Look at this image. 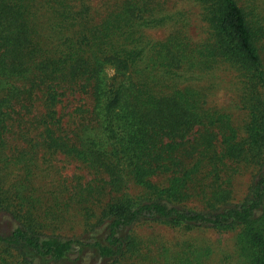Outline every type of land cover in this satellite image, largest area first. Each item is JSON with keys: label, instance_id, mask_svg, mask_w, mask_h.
I'll use <instances>...</instances> for the list:
<instances>
[{"label": "trees", "instance_id": "trees-1", "mask_svg": "<svg viewBox=\"0 0 264 264\" xmlns=\"http://www.w3.org/2000/svg\"><path fill=\"white\" fill-rule=\"evenodd\" d=\"M103 1L0 0V264H264V0Z\"/></svg>", "mask_w": 264, "mask_h": 264}, {"label": "rangeland", "instance_id": "rangeland-1", "mask_svg": "<svg viewBox=\"0 0 264 264\" xmlns=\"http://www.w3.org/2000/svg\"><path fill=\"white\" fill-rule=\"evenodd\" d=\"M99 2L98 6H102L104 1L103 0H97V3ZM162 32L158 31L156 35H162ZM110 74H113V69H108ZM82 95L75 93L69 95V102L65 101L66 104H68V107H73V104L82 102ZM219 101V102H218ZM218 101L215 100L216 103L222 104L226 110L233 111L236 113L238 117V121L242 119L243 113L239 110L238 106H236L233 102V98L227 94L225 90H222L218 93ZM241 122V121H240ZM63 165H66L64 168V173L69 176V178H73V176L76 174L75 172L86 174L84 170L76 171V162H73V164L69 163H63ZM72 176V177H71ZM51 180V179H49ZM48 180V181H49ZM69 183L74 182V179H66ZM85 180V179H84ZM87 180V179H86ZM46 181V180H45ZM251 181V174L246 173L242 174L237 178L236 182V191L237 196L241 199L245 196L248 185ZM17 221L9 214V213H1L0 214V230L4 232H10L12 229H14L17 225ZM139 233L143 234H158L161 236H164L166 239H172V238H178L180 236V233L178 231H175L172 228H169L165 225H146L143 227L137 228ZM193 236H199L201 238L208 237L212 239V241H217V244L220 242L224 247H227L228 249L232 248L233 246V239L232 233H221L217 232L212 229H200L199 231H195L193 233Z\"/></svg>", "mask_w": 264, "mask_h": 264}]
</instances>
